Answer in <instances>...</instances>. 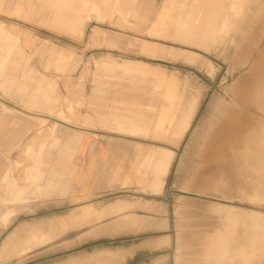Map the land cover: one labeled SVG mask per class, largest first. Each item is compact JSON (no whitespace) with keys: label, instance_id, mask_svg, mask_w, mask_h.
Instances as JSON below:
<instances>
[{"label":"rangeland","instance_id":"rangeland-1","mask_svg":"<svg viewBox=\"0 0 264 264\" xmlns=\"http://www.w3.org/2000/svg\"><path fill=\"white\" fill-rule=\"evenodd\" d=\"M198 2L0 0V179L4 173L7 176V181H0V213L11 208L3 201L8 185H17L27 195L26 202L14 207L9 226L0 224V264H59L60 250L73 248L75 212L63 213V206L73 203L63 198L71 191L79 147L105 140L106 134L177 149L163 199L177 207L178 221L186 207L202 219L205 207L249 205L246 200L264 214V201L236 197L255 192L260 185L264 190V165L254 170L246 167L243 153L257 131L251 133L250 126L242 124L264 102L253 101L261 99L257 95L264 89V34L258 23L246 38L237 37L238 30H230L228 37L219 35L205 27L207 15ZM137 5L145 19L137 17ZM77 6L83 10L80 23L57 24L56 10ZM179 14L190 21L198 18L191 24L200 32H214L213 37L182 36L174 41ZM161 19L170 28L165 32L170 34L168 39L154 29ZM146 41L173 49L151 57L141 49ZM126 61L159 66L169 80L179 82L184 98L199 99L182 139L173 133L176 119L174 126L169 125L159 109L129 112L137 102H157L160 108L183 101L159 94L163 89L156 88L157 76L119 70ZM162 118L165 122L158 127ZM91 210L85 208L76 220L82 239L89 236L84 228L102 219L89 215ZM220 226L216 216L209 231ZM59 243L65 244L59 247ZM66 264L108 263L83 259Z\"/></svg>","mask_w":264,"mask_h":264},{"label":"crops","instance_id":"crops-1","mask_svg":"<svg viewBox=\"0 0 264 264\" xmlns=\"http://www.w3.org/2000/svg\"><path fill=\"white\" fill-rule=\"evenodd\" d=\"M258 98L261 99L253 101H264L262 97ZM248 116L250 119L242 121V124L250 126L251 133H260L264 127V112L255 110ZM122 118L123 115L119 117ZM131 127L135 128L133 125ZM105 137V140L90 141L79 147V163H74L71 191L63 198L73 202L63 206V213L75 212L74 237L70 242L73 248L60 250L63 254H57L59 264L78 263L83 259L101 260L108 264H263L264 257L259 259L256 252V238L240 236L214 243L204 236L216 219V212L210 207H205L201 212L202 219L206 217L207 221L193 216V209L188 207L185 212H180L185 215L180 214L178 221L177 207L168 204L167 198L163 199L177 155L176 148L113 134H106ZM253 146L250 145L251 148ZM162 149L172 150L175 155L164 186L159 185V190L152 173L155 172L154 157L157 154L160 160ZM147 161L151 163L147 165ZM146 165L150 167L147 168L148 172L144 169ZM151 184L156 186L152 185L154 190L157 188L159 191L156 189L153 192ZM254 193L250 190L236 197L247 199ZM168 195L170 197L171 193ZM246 202L249 205H235L236 213L251 215L257 212L250 201ZM90 207L89 215H100L102 219L84 228L83 233L89 231V236L82 239L77 232L81 230L82 233V228L77 229L76 220L82 216L85 208ZM91 220L94 222V217ZM249 224H252V216L249 217ZM195 225L199 226L195 228ZM173 229L176 230L174 233ZM198 229L201 237L193 238L191 232ZM62 244L65 243L57 245L60 247Z\"/></svg>","mask_w":264,"mask_h":264},{"label":"bare ground","instance_id":"bare-ground-1","mask_svg":"<svg viewBox=\"0 0 264 264\" xmlns=\"http://www.w3.org/2000/svg\"><path fill=\"white\" fill-rule=\"evenodd\" d=\"M135 2L136 1H134V3ZM252 4L254 6H252ZM100 8L101 7H97V6L93 7V9H97V10ZM136 8L137 10L135 11V13L137 14V17L139 19H145V17H143V14H141L142 7L137 5ZM199 10L205 13L204 17H206L207 15V18H205V23H204L205 27L210 28V30L212 31L218 32L219 35H221L222 33V36L228 37L227 35L230 34L229 33L230 30H238L237 34L239 35L237 37L244 36V38H246L250 36L251 32L254 30L256 24L258 23L261 25L262 35L264 34V0H204L201 2ZM82 11L83 10L81 6H77L73 8V10H64L60 8L56 10L55 21L57 22V24L64 25L66 27L76 26L78 23H80L79 13H81ZM201 16L203 17V15ZM177 17L178 18H177L176 25L178 28V32L176 34L174 33V41L180 39V37L182 36H184L186 39H189V38L191 39L197 36H201L205 39L209 38L210 36L213 37L214 32L208 31L206 28H205L206 29L205 32L204 31L200 32L201 29L200 31H198L199 28L198 29L196 28L197 25L195 26L191 24V22H195L196 24L197 21L195 20H197L198 18L193 21H190L189 18L187 17L184 18L182 14H179ZM240 27H242V30H240ZM200 28L202 27L200 26ZM154 29L159 33L160 37H163V39H168V37L170 36L169 33H168L169 35L165 33L167 30H170V28L165 24V19L159 20L158 23L154 26ZM184 31L185 33H182ZM166 47L167 46H164L157 42H147V41L143 42V44L141 45V49L143 53L151 57H157L159 56V54L165 53L168 49L169 51H172L170 49H173L172 47H169V48H166ZM118 68L119 70L123 72L131 73V74L132 73L135 74L136 72L143 71L144 73H147L150 76H153V77L157 76L160 82V85L157 86L156 88L161 89V90L163 89V92L158 91L159 94L161 93L164 96L173 95L177 99L183 101V103L179 101L181 104L176 103V105L170 104L169 106L162 105L160 106V108L157 102L155 104L154 103L150 104L146 102H137L133 105V109L130 108L129 110V112L131 110H132L131 112H133L134 108H137L139 110L142 109V110H150V111L159 109L160 113L163 116L165 115V119L169 121L168 122L169 125L173 123L172 125L174 126V120L176 119L177 121L176 131H173V133L176 136V139H182L184 135L189 131L192 125L193 118L195 117L196 112H197L199 99L197 97L193 99L190 95L189 96L191 100L188 101L187 100L189 99L188 97L184 98L183 96L185 95V90L179 89V85H178L179 82L177 80H169L166 76V71L162 70L157 65H150L149 63L137 62V61H126V62H123ZM257 97H262L264 99V89H262V93L259 92ZM225 104H226V100H225ZM225 104L223 103L221 105L225 106ZM258 108L259 110L264 112V102L258 103ZM129 116L130 117L128 118L134 121L131 115ZM36 117H41V116L37 114ZM163 122L165 121L162 118L161 119L162 124L158 123V127L159 126L162 127ZM25 124L27 123L22 122L23 126ZM206 142L207 141H205V143ZM246 144H247V147L245 148L243 152L245 156L246 167L254 170L257 167L263 166L264 165V127L262 128V131H260V134L256 133V135L251 136ZM250 145H254L253 148H251ZM202 147L206 148L205 146H202ZM218 148L220 149V147ZM147 152L149 153V151ZM160 154H161L160 160H158L157 154L154 157V159L156 158L155 172L153 171L154 173H152L154 177L152 178L155 179L153 181L156 182L154 183L152 181V183H154L157 186V188H159L158 187L159 185L160 186L163 185V182L165 180V177L167 175L168 169L171 165V161L175 155V152H173L172 150L170 151L167 149H162ZM147 157L148 156H146V160H147ZM148 160L150 161V158ZM149 161H147V165L151 163ZM147 165H146V168L144 167L146 171H147V168L149 167V166L147 167ZM142 169L143 168H141V170ZM152 169L154 170V168ZM159 169L161 170L160 172H159ZM152 174L150 175L152 176ZM0 181H7L6 173L2 175V179H0ZM152 185L153 184H151V186ZM155 185L153 186L156 187ZM153 186L151 189L154 192L157 188L154 190ZM52 187L56 188L55 185H52L50 188ZM258 187L259 189H256L255 193L252 195V197H250V200L253 202H263L264 201V190L260 189L262 185ZM7 188L9 189V191L6 197L3 199V201L7 205H9V207L11 208H7L0 213V224L6 228L9 226L10 222L13 219V212H15L14 207L18 205L19 203H24L27 201V195L24 192H22L18 188L17 185H12V186L8 185ZM208 207H210L212 211L216 212V216L219 217V220L222 223V226L213 228L208 233H205L204 234L205 237L211 239V241L214 243L220 242L225 238H236L240 236L256 238L257 243H258V245L256 246V252L258 254V258L261 259L264 257V214L263 213L254 212L250 215V213L248 212L249 214L243 215L245 213L244 212L243 214H238V212L236 213L237 211L236 207H234L233 205L222 204V203L214 204ZM238 210L240 211V209ZM222 211H226V213L224 214L222 213ZM250 216H252V224H249ZM246 219H247V222H246ZM198 226L199 225H195V228H197ZM241 229H244V231L241 232ZM191 234L193 235V238L201 237L200 229L195 230L194 232H191Z\"/></svg>","mask_w":264,"mask_h":264}]
</instances>
